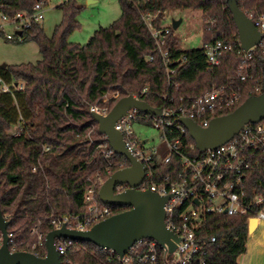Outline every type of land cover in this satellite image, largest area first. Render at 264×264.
<instances>
[{"label": "trees", "instance_id": "16d2710c", "mask_svg": "<svg viewBox=\"0 0 264 264\" xmlns=\"http://www.w3.org/2000/svg\"><path fill=\"white\" fill-rule=\"evenodd\" d=\"M1 1L4 12L14 16L31 12L42 0ZM119 2L120 20L99 29L84 46L68 40L79 28L80 8L75 0L60 6L64 20L51 38L46 36L41 24H33L23 35L24 41L38 44L41 60L36 64L0 66V77L12 86L9 93L0 91V207L3 215H8V233L16 238L17 252H39L42 258L45 250L33 249L36 237L32 229L41 223L40 232L47 236L53 231L52 219L84 214L85 196L93 186L97 189V203L105 206L99 199V183L130 166L120 156L104 158L108 142L99 133L90 113V106L101 103L107 92L119 90L127 96L149 87V93L141 99L160 110L186 105L190 98L204 95L215 86L231 85L233 90L244 86L240 103L217 113L216 118L234 112L249 97L263 93L261 52L251 62L252 79L245 85L236 77L242 63L236 55L224 53L218 66L213 69L208 66L205 45L231 43L238 37L227 0ZM237 2L249 18L264 12V0ZM180 10L203 13L204 43L201 48L186 51L170 27L165 49L171 55L170 67L174 73L169 76L143 18L159 14L155 24L162 27L165 12L169 15ZM150 57L154 58L152 62L148 60ZM109 106L112 108L115 103ZM167 134L171 141L181 140L184 154L201 155L187 131L181 134L173 130ZM180 163V158L175 156L172 163L165 165L161 153L151 165L167 175L178 170ZM246 188L249 193L254 189L264 197V170L254 171ZM111 207L114 215L128 209ZM201 234L217 239L208 249L205 264H238V258L247 252L249 223L245 216L208 217ZM60 259L62 264H119L110 251L91 243L74 242Z\"/></svg>", "mask_w": 264, "mask_h": 264}, {"label": "built area", "instance_id": "2783aa9c", "mask_svg": "<svg viewBox=\"0 0 264 264\" xmlns=\"http://www.w3.org/2000/svg\"><path fill=\"white\" fill-rule=\"evenodd\" d=\"M5 6L0 0V37L6 41H23V35L30 30L33 24H41L45 19L46 4L38 1L31 12H19L9 16L4 12ZM159 14H148L143 21L148 29L158 53L161 55L168 75H172L171 55L166 50L170 27H158L155 23ZM164 13L163 21L168 19ZM255 27L260 32V43L249 50L242 47L239 36L231 43L216 42L204 46L207 62L210 69L220 64L224 53H232L241 58L242 63L236 73L237 79L245 85L252 79L249 70L251 62L258 52L264 54V12L251 18ZM10 29V30H8ZM21 33V35H19ZM150 62L153 57L148 59ZM23 89V85L19 86ZM12 86L0 77V91L9 93ZM244 86L233 90L231 85L215 86L210 92L196 98H190L186 105L179 108H162L158 115H150L130 109L115 125V129L123 136L127 150L141 163L146 171L139 191H151L161 197L168 198L165 204V224L177 239L175 251L171 252L168 246H162L155 240L143 239L137 242L120 259L114 252L119 264H205L208 249L217 242L215 237H204L201 234L203 225L208 217L225 215L227 217L245 216L248 223L256 219L258 225L264 223V197L256 190L247 191L246 183L254 171L264 170V120L256 124H248L225 145L215 149L201 152L200 156L191 157L181 152L182 142L179 139L169 140L167 132L173 130L184 134L187 130L180 120L188 118L202 128H207L215 119L216 114L233 109L240 103ZM149 93V87L144 88L139 94H130L135 99L143 101L142 96ZM121 91H109L103 95L101 103L90 106V113L106 117L111 110L110 103L117 104L122 98L127 97ZM184 101V99H181ZM154 120V127L162 132V141L166 155L164 164L173 162L175 156L181 160L178 170H173L167 175L160 174L152 167L153 159L161 154L155 147L146 148L148 140L142 141L133 129V123L145 124ZM108 144V143H107ZM104 151L105 159L118 156L110 148ZM194 149V147H191ZM48 151V148L45 149ZM128 185L116 188V194L126 192ZM87 211L84 214L64 215L52 219L50 222L54 230L66 227L72 231L86 232L96 224L114 215L113 208L97 203L96 186L90 187L85 196ZM41 224V223H40ZM38 224L31 231L37 236L34 250H46V236L40 232ZM251 235V234H249ZM9 248L11 253L17 252L18 243L12 233H8ZM74 241L60 239L56 242L59 256L67 253ZM3 245V235L0 232V248ZM107 251V250H105ZM39 257V252H35Z\"/></svg>", "mask_w": 264, "mask_h": 264}, {"label": "water", "instance_id": "95a60500", "mask_svg": "<svg viewBox=\"0 0 264 264\" xmlns=\"http://www.w3.org/2000/svg\"><path fill=\"white\" fill-rule=\"evenodd\" d=\"M228 8L238 30L243 49L249 50L258 45L262 39L251 18L242 11L237 0H227ZM182 20L173 21V29L181 25ZM21 35V33H19ZM7 65H3L6 68ZM132 108L150 114L158 115L157 109L133 96L122 98L113 107L108 116L92 114L98 124V131L103 135L114 153L125 158L130 166L111 175L99 190V199L104 205L128 208L125 212L96 224L86 232L72 231L63 227L54 230L46 236L45 258H40L29 252L11 253L9 248V222L4 217L0 207V232L3 235V245L0 248V264H62L56 250V241L70 240L77 243H91L96 247L114 252L120 259L139 241L155 240L162 246H168L175 251L178 239L166 228L165 204L168 198L161 197L151 191H139L146 175L144 166L127 150L123 136L115 129L116 123ZM264 120V89L258 96L249 97L234 112L213 119L207 128H202L188 118L180 120L194 140L199 152L215 150L231 141L248 124H256ZM128 185L126 192L116 194V188ZM258 226L256 219L249 222V234H253Z\"/></svg>", "mask_w": 264, "mask_h": 264}, {"label": "rangeland", "instance_id": "374dc122", "mask_svg": "<svg viewBox=\"0 0 264 264\" xmlns=\"http://www.w3.org/2000/svg\"><path fill=\"white\" fill-rule=\"evenodd\" d=\"M42 1L46 4V11L45 19L41 26L46 36L51 38L56 28L62 25L64 20V12L59 7L72 0ZM75 2L76 6L80 8V13L77 18L79 28L68 39L73 44L86 45L99 29L110 27L119 21L122 16L119 0H75ZM203 17V13L199 10L174 11L169 14L163 25L173 29V21L182 20L178 29H173V34L181 41L182 48L189 51L203 47ZM40 60L41 53L37 43L30 40H23L20 43L17 41L9 42L4 37H0V66L36 64ZM133 129L142 141L148 140L146 148L155 147L160 149L163 156L166 155L165 146L161 138L162 132L154 127L153 119L145 124L133 123ZM104 182L99 183V188ZM4 217L8 221V215H4ZM33 236L36 237L33 238L37 242V236Z\"/></svg>", "mask_w": 264, "mask_h": 264}, {"label": "crops", "instance_id": "0c3cea01", "mask_svg": "<svg viewBox=\"0 0 264 264\" xmlns=\"http://www.w3.org/2000/svg\"><path fill=\"white\" fill-rule=\"evenodd\" d=\"M238 264H264V223L249 235L247 252L238 258Z\"/></svg>", "mask_w": 264, "mask_h": 264}]
</instances>
